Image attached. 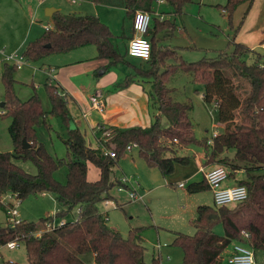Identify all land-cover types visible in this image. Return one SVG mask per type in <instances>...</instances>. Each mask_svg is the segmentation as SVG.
I'll return each mask as SVG.
<instances>
[{"label": "trees", "instance_id": "obj_1", "mask_svg": "<svg viewBox=\"0 0 264 264\" xmlns=\"http://www.w3.org/2000/svg\"><path fill=\"white\" fill-rule=\"evenodd\" d=\"M92 1L124 7L133 18L140 9L153 12L156 0ZM166 1L174 7L176 14H181L192 0ZM253 2L227 0L223 7L233 25L235 10L246 3L243 18L234 28L231 51L221 49L214 58L187 61L176 49L152 37L151 56L146 60V67L135 66L126 58V53L119 51L113 42L112 30L97 15L54 12L53 28L25 46L23 57L26 60L36 61L51 53L95 45L97 56L109 59V65L123 63L133 67L134 72L127 74L121 85L131 84L137 78L151 81L150 96L160 113L149 126L106 127L105 131L112 130L106 145L117 154L112 158L104 155L101 148L90 146L82 130L72 125L68 96L56 85L46 84L51 102L50 110L46 111L36 91L27 100L16 94L14 73L18 68L15 64H5L1 74L5 89L2 115L11 119L8 130L13 150L0 151V195L12 193L17 199L24 200L31 195L51 192L65 208L37 222L23 219L14 226L0 223V244L14 239L24 241L26 264H90L93 261L94 264H145L146 247L141 228H132L125 237L108 225L107 216L98 206L113 198L110 193L115 184L113 166L126 147L136 143L140 157L149 166L158 167L164 176L173 173L177 164L190 163L191 157L180 155L178 151L191 145L204 147L206 163L216 162L245 173V177L238 179V184L247 186L246 200L235 205H199L193 222L196 232L193 235L177 233L173 244L182 249L183 264H222L224 251L235 240L247 242L255 253L264 250V62L258 54L256 61L248 63L246 57L252 49L235 42ZM153 21V33L175 29V23L168 19L153 17ZM178 70L190 73L195 81L203 84V99L207 104L218 103L216 120L225 127L213 137L212 143L208 142V137H196L189 116L191 101H178L171 95L168 82ZM49 116L60 118L67 129L65 158L55 157L38 139V126L51 127ZM163 117L168 120L166 126L162 124ZM24 139L30 145L28 148L23 147ZM230 149L234 150L233 160L221 156ZM19 161L32 162L36 173L25 170ZM89 162L100 170L97 180L88 179ZM61 166L68 169L65 182L55 177ZM232 175L230 171L229 176ZM206 189L210 188L205 179L187 185L190 193ZM76 206L79 207L76 220L64 221L50 231L36 234L42 225L64 219ZM219 224L224 227L223 235L214 231ZM246 233L247 238L244 237ZM152 264H158V258H153Z\"/></svg>", "mask_w": 264, "mask_h": 264}, {"label": "crops", "instance_id": "obj_2", "mask_svg": "<svg viewBox=\"0 0 264 264\" xmlns=\"http://www.w3.org/2000/svg\"><path fill=\"white\" fill-rule=\"evenodd\" d=\"M73 4L77 5L75 7L76 9H73L74 12H68V13L97 15L112 30L114 35L113 42L117 45L119 51L123 54L126 53L127 54L126 58L135 66L137 67L147 66V62L145 61L144 62L142 61L143 63L136 64L132 60V58L134 57L129 56L127 53L128 43L129 40L134 35V30H133V18L127 14L126 8L121 6L99 4L93 2L92 0L91 3L90 0H76V2H73ZM200 4L201 5L199 7V10L201 13L203 8H206V6L204 4V0H200ZM57 7H61V6L58 5L56 1L53 0H35V2L31 0H0V78L5 68V64L14 65V63H16L15 61L17 59H20V57H22L21 59L22 65L20 68H18V71L14 73V78L16 79L15 91L16 94L21 99L27 100L34 94V91L25 88H29L28 86L32 84L34 88H36L37 86L36 90L39 93L40 90L42 89L41 88L42 86H40L39 84H35V77L40 72L44 73L46 75L45 82L56 85L63 94H66L68 96V107L71 113L72 125L77 126L81 129V122L77 120L76 116H74L72 106L73 107L77 106V109L80 110L82 117L86 119L88 125L89 126L92 125L91 131L97 142V145L93 146L91 140L90 139L88 140L87 136L85 135L87 143L92 147H99L102 149V147L106 145L107 140H109V138L112 136L111 134L112 130L105 131L106 127L111 126V127L121 128L120 125H127L128 123H131L132 125L134 123H138V125L143 127H145L146 125L147 126L151 125L154 122L156 115L160 113V111L158 110L157 103L156 102L154 103L153 99L150 96L151 81L142 78H137L136 81L131 84H127L125 86L121 85L126 75L134 72L133 67L123 63L109 65L110 63L109 59L99 58L97 56V49L95 45L89 44L70 50L68 52L50 54L47 56L46 59L42 58V61H38L41 62L40 65L36 64L38 62L34 63L32 61L26 60L23 57V50L27 45V43L39 38L44 33V31H46L45 29L46 24L50 25L53 28L52 16L54 12L58 10L61 11ZM222 10L223 12H225L224 9ZM183 13H184V8L181 14H176L174 12V7L171 4H169L166 0H162V1L156 0L153 3V12H151L152 20L150 24V30L147 35V37L150 40L152 39V37H156L160 39L161 44L176 49L181 57H182L181 51L191 49L188 48L191 47V44L183 43L185 42V38H187V40L188 38L190 39L193 38L191 35H186V30H185L186 25L185 23H183L184 22ZM43 17L46 18V22L41 20ZM153 17H158L160 20L168 19L172 21L173 23H175V29L162 30L157 33H153V26H154ZM199 17H202L204 19L202 13ZM177 19L179 20V22L177 21ZM36 22L43 23L42 32L39 31L38 29H35ZM228 37H230V35ZM229 40L232 43V38ZM263 40H264V0H254L249 10V13L244 18L243 24L235 36V42L244 43L252 49L253 52L249 53L247 57H249L253 62L256 61V55L258 54L262 57V61L264 62V54H262L263 52L261 53L260 51L264 49V46L262 45ZM183 75L187 78L188 80L187 82L191 81L194 83H198V81H195L192 75H190V73L183 72ZM173 77H171V79H173ZM170 80L168 82V86L171 88L172 97L178 101H191L190 96L185 94L188 93L186 88H179L177 86H172L170 84ZM1 82L2 81L0 80V99L4 100L5 89H4V85L3 84L1 85ZM119 84L120 86H118ZM148 94L150 97L148 96ZM94 95L97 96L102 101H104L105 108L103 112H100L99 110L93 108L91 103V97ZM201 96L203 98L204 90ZM146 98L148 100L147 102L148 113H146L145 115L143 114V111L145 110L143 109V106L140 104V101H143L144 99V102H146L147 101ZM149 98H151V101ZM1 103H3V101ZM88 103L91 109L98 112L102 120L98 121L96 117H92L93 121L89 119V116L91 114L90 112L91 109H89V111L84 110V107ZM149 105L153 106L152 110H154L151 112V115H149L150 113ZM95 123L98 124L95 125ZM219 124L222 127H224L223 126L224 123L219 122ZM219 133L221 132L219 131ZM106 134H109L108 135L109 137L105 138ZM134 148L135 147H132L129 151H132ZM191 148L192 146H189L186 147L185 149L189 150ZM0 151L2 152V150ZM182 151L183 149H180L178 152L180 153ZM50 152L54 155L52 151ZM231 153L234 155V152ZM228 154L225 151L221 156L222 157L227 156ZM186 155H190V154H186ZM196 156L199 157L200 167L203 166L206 170L219 165V163L216 162L206 163L207 158L205 152H203V154L200 153L196 154ZM119 160L118 163L113 166L112 179L115 180L114 187L116 186L119 178L121 176L126 175L131 180V185L129 184V187L127 189H136V190L138 189L137 191H139L140 181L137 179L136 176L127 175L126 172L124 171L125 166L123 161L119 163ZM132 160L135 165H138L134 156H132ZM200 167L198 168L197 172H194L191 174V176H187L185 178L189 183L198 182L205 179L204 173L200 170ZM120 171H122V174L118 176L117 174H119ZM201 174H202L201 180H199L200 178H196L197 177L196 175H201ZM243 174H244L243 170H236L235 174H233L231 177L230 176L228 177L225 184L226 185L238 184V179L243 178L242 177ZM99 177H100V170L98 169L97 178L95 179L97 180ZM186 180L185 181L181 180L179 181V183L185 182L187 187L188 184ZM179 183H177L178 186ZM159 185L162 184H158V186ZM124 192L127 193V191ZM45 193L47 194V192ZM5 195L6 196L11 195V198L13 197L16 198V196L12 193H3L0 195V198ZM141 196H142L141 200H143L144 194H141ZM7 200L10 201V203H14L13 201H11L10 197H8ZM129 201H135V200L129 199ZM113 202H115L113 198L109 199L108 202L104 201L105 205H109L108 203H110L113 205V207L115 206L121 207L124 205V203L119 202L117 200L115 202L116 203L115 205ZM3 206L7 209L6 205ZM98 206H99V210L107 216L108 225L112 227L109 222L110 221L109 211L107 210V208L105 210H101L100 204ZM78 212H79V207H78ZM65 218L63 219V221H68L65 220ZM136 227H141V226L136 225ZM141 236L145 240L146 236L144 235L143 231L141 232ZM234 242L237 241L236 240L233 241L230 244V246L224 251L221 261L225 259L227 262V255L229 254L231 250V246ZM158 245H160L161 247H158ZM167 246H168L167 244H161L159 241L153 244V258H158V264H165L166 262L171 260V256L169 254H167V256H164L162 252V249ZM258 254H259L258 252L255 253L256 264H264V262H261L258 259ZM2 256L3 254L0 248V257ZM2 259L3 261L0 264L15 263L6 260L4 256ZM90 264H94V261L92 263L90 262Z\"/></svg>", "mask_w": 264, "mask_h": 264}, {"label": "rangeland", "instance_id": "obj_3", "mask_svg": "<svg viewBox=\"0 0 264 264\" xmlns=\"http://www.w3.org/2000/svg\"><path fill=\"white\" fill-rule=\"evenodd\" d=\"M31 1L35 2V0ZM53 1H56L57 4L61 6L57 8L66 13L74 12L73 9H76L75 7L77 6L73 4L71 0ZM226 3L227 0H204L206 8H203L201 12L204 16V19L202 17H199L201 15L199 10V7L201 5L200 0H192L191 2L186 4V6L184 7L185 14L183 13V23H185L186 25V35H191L194 39L188 38L187 40V38H185V42H183L185 44H191V47H188L191 49L181 51L182 57L185 60L196 61L203 57L214 58L218 55L221 49H228L230 51L233 49V44L229 39L233 38L234 28L239 25L240 21L243 18L246 3H242L235 10L233 14L234 26L230 24L228 13L223 12L222 10ZM41 20L46 22L45 17H43ZM179 20L177 19L178 22ZM42 24L43 23L36 22L35 29H38L42 32ZM229 35L230 37H228ZM260 51L261 53L263 52L262 54H264V49ZM47 56L43 58L46 59ZM132 60L136 64L143 63L144 61L146 62V60L138 57H134L132 58ZM246 60L248 63H253V61L249 57H247ZM38 61H42V58L40 60L32 62L35 63ZM36 64L40 65L41 62H38ZM181 71L182 70H178L173 75L174 77L172 76L173 79L170 80V84L179 88H186L188 93L185 94L190 96V100L193 105L189 114L194 125V132L196 137L198 139H202L207 136L211 138L212 130L214 128L222 132L224 130L225 124H223L224 127H222L216 120V111H213L214 115L210 114L212 105H208L207 103L205 104L201 96V94L203 93V84L200 82H187V78ZM45 79L46 75L41 72L38 73V75L35 77V84H39L40 86H42V89L39 93L36 90L37 86L36 88H34L32 84L28 86L29 88L25 89H31L34 92L36 91L38 96L42 100L44 109L48 111L51 108V102L48 97L46 88V84L48 82H45ZM2 84L3 83L1 82V85ZM149 99L151 101V98ZM2 101L4 102V100L0 99V150H2V152H7L13 149V142L8 130L11 119L2 115ZM147 102L148 100L144 102V99L143 101H140V104L145 110L143 111V114L145 115L146 113H148ZM153 102L155 103L154 100ZM89 109L91 108L88 103L84 107V110L89 111ZM152 109L153 106H150L149 115H151V112L154 111ZM72 110L74 116H76L77 120L81 122L82 132L87 136L88 140H91L92 145L96 146L97 142L91 131L92 125H88L86 119L82 117L80 110L77 109V106H72ZM90 112V120L93 121L92 117H96L98 121L102 120L97 111L91 109ZM48 121L50 122L51 127H47L44 124L37 127L38 139L39 141L43 142L50 151L54 153L55 157L65 158L67 157V146L65 143V140L68 137L67 129L63 125L61 119L58 117L49 116ZM96 124L98 123H95V125ZM134 124L132 125L131 123H128L127 125H120V127L127 128L138 125V123ZM162 124L164 126L168 124V120L165 117L162 118ZM108 135L109 134H106L105 138L109 137ZM191 146L192 148L189 150L182 148L183 151L179 153L180 155L190 154L192 156L190 163L187 165L177 164L175 171L168 176H164L158 167L149 166L142 157L139 158V149L137 147H135L132 151H125V153L121 156V161L119 160V163L123 161L125 166L124 171L126 172V174L130 176H136L140 181L138 192L140 194H144V198L143 200L138 199L135 201H129L130 198L128 192L126 193L124 191H118L117 187L115 186L111 191L113 200L115 202L116 200L122 202L124 203V205L121 207H113V205L110 203H108L109 205H105L104 201L99 203L101 210H105L107 208V210L109 211V222L111 226L119 230L125 237L128 235L129 231L132 228H141V232L143 231L144 235L146 236L145 240L143 239V244L146 247L144 256L145 264H152L153 244L157 243L158 241L161 244L168 245L167 247L162 249V252L164 256H167V254H169L171 256V260L166 262L165 264H183V251L179 246L173 244L177 233L180 232L193 235L196 232V227L193 222L197 217L198 206L203 204L214 205L213 194L210 189H206L198 193H190L188 192L186 186L184 188H181L177 185L179 181H185V178L187 176H191L192 173L197 172L198 168L200 167V160L199 157L196 156V154H203V152H205V149L204 147L199 145ZM230 151L234 152L233 149L226 151L227 154L229 153L227 157L233 160V154ZM192 154L194 155V157ZM132 156L135 157L138 165L134 164ZM19 164L30 173H36L37 171L33 163L30 161H19ZM88 165L90 167L88 179L91 181L96 180L95 178H97L98 168L92 163H88ZM227 169L229 172L231 171V173L235 174V171L230 170L229 168ZM67 170L68 169L66 166H61L55 172V177L58 180L65 182L67 178ZM121 174L122 171H120L117 175L120 176ZM196 176V178H200L199 180L202 179V174ZM242 177H245V173L242 175ZM186 182L187 184H189L187 180ZM158 184L162 185L158 186ZM10 199L16 204L17 210L19 212V217L27 221L37 222L40 220V218L46 217L49 214H55V212L65 208V206L61 204L51 192H47V194L40 193L37 195H31L22 201L18 200L15 197H10ZM115 202H113L114 205L116 204ZM77 217L78 206L74 207L71 210L65 220L73 221L76 220ZM0 223L2 225L7 224L6 208L1 204ZM136 225H139L141 227H136ZM41 228L44 229L45 225H42ZM214 231L217 234L223 235V225L219 224L214 228ZM1 252L6 260L15 262L17 264L27 263V248L24 241H21L19 243V246L15 248H9L5 245H2ZM258 253V259L261 262H264V250H261ZM3 256L0 257V263L3 261ZM222 264H227L225 259L222 260Z\"/></svg>", "mask_w": 264, "mask_h": 264}, {"label": "built area", "instance_id": "obj_4", "mask_svg": "<svg viewBox=\"0 0 264 264\" xmlns=\"http://www.w3.org/2000/svg\"><path fill=\"white\" fill-rule=\"evenodd\" d=\"M162 1V0H159ZM72 2H76V0H72ZM152 20L151 12L146 10H137L133 17V30L134 35L129 40L127 53L131 57H138L143 60H149L151 56V42L150 39L147 37L150 24ZM50 25L45 26L46 30L51 29ZM262 45L264 46V40L262 41ZM22 57L17 59L14 63L17 68H20L22 65ZM91 103L93 108L103 112L104 110V101L99 99L97 96L91 97ZM218 108V103H214L210 109V114L213 115L214 112ZM219 134L218 129H214L212 132V137L209 138L208 142H213V137ZM177 141V139H175ZM132 147H137L136 143L129 144L126 147V151H129ZM102 151L104 155H108L112 158H116L117 154L114 149L109 148L108 146L104 145L102 147ZM200 170L204 173V178L213 193L214 204L217 206L223 205H235L237 203L243 202L248 198V188L246 185L243 184H235V185H226L225 182L229 177V171L224 165H217L210 169H205L203 166L200 167ZM131 185V180L128 176L124 175L121 176L116 184L118 190L120 191H127L129 198L132 200L141 199V194L136 189H127ZM185 182H180L179 187H185ZM8 197L11 195L3 196L0 198V204L6 205L7 207V223L14 226L20 223L23 219L19 218L18 210L16 204L10 203L7 200ZM108 202V200H105ZM64 221L63 219H55L54 221H48L45 224V228H41L36 234L40 235L45 231H50L56 227V225L62 224ZM244 237L247 238L248 234H244ZM18 239L10 240L5 244H0V248L2 245H5L9 248H15L19 246ZM158 247H161L158 245ZM227 262L228 264H256V255L255 251L250 244L244 241H237L234 242L231 246V250L227 255Z\"/></svg>", "mask_w": 264, "mask_h": 264}, {"label": "water", "instance_id": "obj_5", "mask_svg": "<svg viewBox=\"0 0 264 264\" xmlns=\"http://www.w3.org/2000/svg\"><path fill=\"white\" fill-rule=\"evenodd\" d=\"M4 105V102L2 103V106ZM30 145H29V143L26 141V139H24V141H23V147L24 148H28Z\"/></svg>", "mask_w": 264, "mask_h": 264}]
</instances>
